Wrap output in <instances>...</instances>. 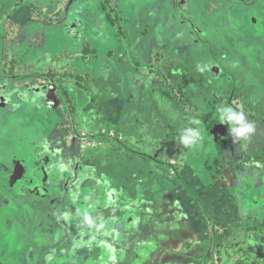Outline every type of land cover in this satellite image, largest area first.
<instances>
[{
    "label": "rangeland",
    "instance_id": "obj_1",
    "mask_svg": "<svg viewBox=\"0 0 264 264\" xmlns=\"http://www.w3.org/2000/svg\"><path fill=\"white\" fill-rule=\"evenodd\" d=\"M8 109L37 134L28 158H60L47 199L13 192L12 263L264 264V0H0ZM78 159L107 191L102 217L78 206L79 178L67 187Z\"/></svg>",
    "mask_w": 264,
    "mask_h": 264
},
{
    "label": "flooded vegetation",
    "instance_id": "obj_2",
    "mask_svg": "<svg viewBox=\"0 0 264 264\" xmlns=\"http://www.w3.org/2000/svg\"><path fill=\"white\" fill-rule=\"evenodd\" d=\"M165 1H176V0H165ZM178 1H181V0H178ZM186 1H189V0H186ZM7 112L5 111V113H7V119H6L7 123L4 122L5 119L0 115V129H1V132H0V235H1L0 246H3L4 248L7 247L8 245L7 242L10 241L9 239L10 233L8 232V228H13L14 226L13 228V231H14V229L17 230L20 227L18 220L15 218V216H13L11 212V208L14 206L12 202L13 192L15 191L18 194H20L21 198L24 201L27 200V197L29 196V194L27 193L29 190L31 192L34 191L33 194H36L35 192L38 193L35 195L34 199L38 198V196L40 197L45 196L47 199L49 197L48 195H51V192L47 190L48 189L47 184L50 181L54 183V181L59 176V170L57 169L56 166L54 167L52 172H49L48 166L56 165L58 163V159L60 161V158L55 157L54 154L50 150H48L46 148V145L44 144H41L39 146L34 145L35 152L32 157L28 158V154L26 153V149H27L26 141L28 140L29 136L36 137L37 134L35 131L32 132V130H34L33 128L31 129V128L22 126V124H16L17 122L12 123L10 121V116H12L10 109H8ZM3 153H5L6 158L8 160L5 157H3L2 155ZM76 164H77L76 166L77 171L82 170V175L79 174V172L75 176H73L70 172H66L65 174H63V176H65L67 180V187H69V183H72L79 178L80 181L77 183V186H76L77 188L76 187L74 188L75 192L73 193L74 195H76L77 192H81L79 191L78 186H84L83 191L81 193V197L79 198L78 206L80 207L81 205H87L88 207H90L91 212L88 211V213L84 215L98 213L99 216L102 217L103 213L106 212V205L108 202L104 203V205L96 204L98 203L97 202L98 198L96 197H101V195H103L104 193H107V191L103 192L104 191L103 185L97 184V182L93 184V183L88 182V180L84 179L86 176L90 177V174L93 172V170L89 168L85 162L78 159ZM36 169L40 171L36 173L32 172L33 170H36ZM33 174H35L37 177L35 178ZM57 189L58 188H56V195L59 193ZM96 189H98L99 191L95 192ZM9 196L11 197L12 203H10ZM86 202L88 204H86ZM91 204L94 207L95 206H98V207H95L94 209L91 206ZM3 207L8 208L7 213H6L8 221H6L4 215L1 213V208ZM70 207H71V210L75 211L76 213L77 210L76 208H74V205ZM22 208H25L24 211H26V209L28 208V205H24ZM52 208H57L59 210V207L56 206V203L54 204ZM43 212L45 214L48 213L47 214L48 216H45L46 222H48V225H49L47 228H49L51 234L55 236L56 233L53 232L52 225H50V221H49L51 217L50 215H52V212L49 214L48 208L47 209L45 208ZM23 215L21 214V217H23ZM70 228L69 226H67V229H66V230H70L69 231L70 234L76 233V229H72V228L70 229ZM65 237H69V238H67V241H64V239H62V241H64L63 244L64 243L66 244L68 241L72 240L71 238H73V236L71 235L70 236L64 235L63 238ZM46 239L48 240V238ZM52 241H57V240L52 239ZM79 243L82 244L81 242ZM84 246L86 247V244H84ZM0 259L2 263L15 264L9 261L7 257L2 254L1 248H0ZM83 261L86 262L87 259ZM69 264H72V262H70ZM75 264H78V263H75Z\"/></svg>",
    "mask_w": 264,
    "mask_h": 264
},
{
    "label": "clouds",
    "instance_id": "obj_3",
    "mask_svg": "<svg viewBox=\"0 0 264 264\" xmlns=\"http://www.w3.org/2000/svg\"><path fill=\"white\" fill-rule=\"evenodd\" d=\"M230 114V115H229ZM227 117V120H226ZM220 119L222 121H231L233 123V128L232 131H234L237 135L239 136H247L249 133L253 132L254 129L252 128L251 125L244 124L243 121L245 119V114L244 112H235L232 110L231 107H225L220 110ZM236 123H240L241 127L240 128H235L234 125ZM198 133H196L195 130L190 131L189 134L185 137L182 138L183 142L185 144H189L193 142V138L196 137Z\"/></svg>",
    "mask_w": 264,
    "mask_h": 264
},
{
    "label": "water",
    "instance_id": "obj_4",
    "mask_svg": "<svg viewBox=\"0 0 264 264\" xmlns=\"http://www.w3.org/2000/svg\"><path fill=\"white\" fill-rule=\"evenodd\" d=\"M1 153H2V151H1ZM2 155H3V157H5V158H6V155H5V153H3ZM6 159H7V158H6ZM7 160H8V159H7ZM20 163H21V162H20Z\"/></svg>",
    "mask_w": 264,
    "mask_h": 264
},
{
    "label": "crops",
    "instance_id": "obj_5",
    "mask_svg": "<svg viewBox=\"0 0 264 264\" xmlns=\"http://www.w3.org/2000/svg\"><path fill=\"white\" fill-rule=\"evenodd\" d=\"M4 19H6V17H4ZM13 82V81H12ZM20 82V81H19Z\"/></svg>",
    "mask_w": 264,
    "mask_h": 264
},
{
    "label": "trees",
    "instance_id": "obj_6",
    "mask_svg": "<svg viewBox=\"0 0 264 264\" xmlns=\"http://www.w3.org/2000/svg\"><path fill=\"white\" fill-rule=\"evenodd\" d=\"M264 226V225H263ZM223 236H220V238H222Z\"/></svg>",
    "mask_w": 264,
    "mask_h": 264
}]
</instances>
